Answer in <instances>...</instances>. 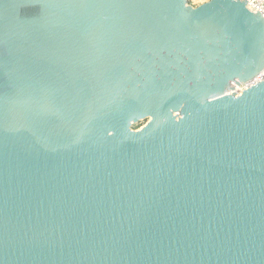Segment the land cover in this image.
<instances>
[{
    "label": "water",
    "instance_id": "water-1",
    "mask_svg": "<svg viewBox=\"0 0 264 264\" xmlns=\"http://www.w3.org/2000/svg\"><path fill=\"white\" fill-rule=\"evenodd\" d=\"M187 3L0 0V264H264V21Z\"/></svg>",
    "mask_w": 264,
    "mask_h": 264
},
{
    "label": "built area",
    "instance_id": "built-area-1",
    "mask_svg": "<svg viewBox=\"0 0 264 264\" xmlns=\"http://www.w3.org/2000/svg\"><path fill=\"white\" fill-rule=\"evenodd\" d=\"M195 1H200V0H193ZM239 1H245L249 2V4L258 12L262 15L263 21H264V0H239ZM193 3L192 0H188V3ZM194 5V4H192ZM260 82H264V68L262 71L257 73L254 78L249 80L248 82L241 83L240 85H235L234 90L236 91L237 94H241L242 91L246 88L252 87Z\"/></svg>",
    "mask_w": 264,
    "mask_h": 264
},
{
    "label": "rangeland",
    "instance_id": "rangeland-1",
    "mask_svg": "<svg viewBox=\"0 0 264 264\" xmlns=\"http://www.w3.org/2000/svg\"><path fill=\"white\" fill-rule=\"evenodd\" d=\"M204 1L207 2L209 0H200V1H195V2L192 0L193 3L190 2V3H187V4L189 6H192L193 8H197L198 6L204 4L205 3ZM187 2H188V0H187ZM192 4H194V5H192ZM176 115L181 116L182 114H180V112H178V113H176ZM148 121H149V119L147 118V119H141V120H139L137 122H133V123L130 124V129H132L134 131L135 130H139L140 128L145 126V124Z\"/></svg>",
    "mask_w": 264,
    "mask_h": 264
},
{
    "label": "bare ground",
    "instance_id": "bare-ground-1",
    "mask_svg": "<svg viewBox=\"0 0 264 264\" xmlns=\"http://www.w3.org/2000/svg\"><path fill=\"white\" fill-rule=\"evenodd\" d=\"M240 94V93H239Z\"/></svg>",
    "mask_w": 264,
    "mask_h": 264
},
{
    "label": "crops",
    "instance_id": "crops-1",
    "mask_svg": "<svg viewBox=\"0 0 264 264\" xmlns=\"http://www.w3.org/2000/svg\"><path fill=\"white\" fill-rule=\"evenodd\" d=\"M205 2V1H204Z\"/></svg>",
    "mask_w": 264,
    "mask_h": 264
}]
</instances>
